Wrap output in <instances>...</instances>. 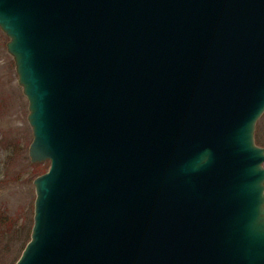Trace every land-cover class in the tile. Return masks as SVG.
I'll use <instances>...</instances> for the list:
<instances>
[{"label": "water", "instance_id": "1", "mask_svg": "<svg viewBox=\"0 0 264 264\" xmlns=\"http://www.w3.org/2000/svg\"><path fill=\"white\" fill-rule=\"evenodd\" d=\"M0 28L50 161L15 264H264V0H0Z\"/></svg>", "mask_w": 264, "mask_h": 264}, {"label": "rangeland", "instance_id": "2", "mask_svg": "<svg viewBox=\"0 0 264 264\" xmlns=\"http://www.w3.org/2000/svg\"><path fill=\"white\" fill-rule=\"evenodd\" d=\"M9 40L0 28V214L9 219L0 230V264L14 263L31 236L36 200L34 180L50 167L49 160L33 163L29 156L33 141L27 118L29 102L7 49ZM254 138L264 148V114L256 124Z\"/></svg>", "mask_w": 264, "mask_h": 264}, {"label": "trees", "instance_id": "3", "mask_svg": "<svg viewBox=\"0 0 264 264\" xmlns=\"http://www.w3.org/2000/svg\"><path fill=\"white\" fill-rule=\"evenodd\" d=\"M9 221V219H7V217L5 216V215H3V214H0V230L2 229V228H4L6 225H7V222ZM31 229V228H30ZM29 232V231H28ZM29 234H30V232H29ZM31 236L29 235V237H28V240L25 242V245H24V247H23V249H22V252H23V250H24V248H25V246L27 245V243L30 241V238ZM20 253V256H21V252H19ZM20 258V257H19ZM18 258V259H19ZM17 259V260H18ZM17 260L14 262V263H12V264H15L16 262H17Z\"/></svg>", "mask_w": 264, "mask_h": 264}, {"label": "clouds", "instance_id": "4", "mask_svg": "<svg viewBox=\"0 0 264 264\" xmlns=\"http://www.w3.org/2000/svg\"><path fill=\"white\" fill-rule=\"evenodd\" d=\"M211 155H212L211 150H207L206 149L204 151V153L202 154V156L200 157V160L202 159V157H206V159H203V163L202 164H207L208 161L211 159ZM192 170L195 171V170H197V168L194 167Z\"/></svg>", "mask_w": 264, "mask_h": 264}]
</instances>
